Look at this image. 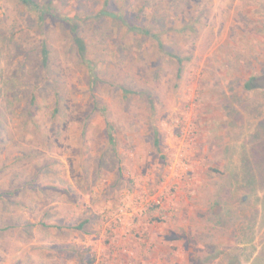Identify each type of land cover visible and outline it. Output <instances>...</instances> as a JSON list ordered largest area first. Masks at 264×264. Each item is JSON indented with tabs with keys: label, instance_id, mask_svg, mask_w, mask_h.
Returning a JSON list of instances; mask_svg holds the SVG:
<instances>
[{
	"label": "rangeland",
	"instance_id": "374dc122",
	"mask_svg": "<svg viewBox=\"0 0 264 264\" xmlns=\"http://www.w3.org/2000/svg\"><path fill=\"white\" fill-rule=\"evenodd\" d=\"M146 1L179 72L114 23L81 28L80 66L52 26L48 83L31 19L0 0V264H264V0Z\"/></svg>",
	"mask_w": 264,
	"mask_h": 264
},
{
	"label": "trees",
	"instance_id": "16d2710c",
	"mask_svg": "<svg viewBox=\"0 0 264 264\" xmlns=\"http://www.w3.org/2000/svg\"><path fill=\"white\" fill-rule=\"evenodd\" d=\"M20 10L27 13L33 24L34 35L40 40L36 45V59H38V71L42 77L45 75L44 82H51L49 77L50 70V43L48 40V33L54 31L52 26L57 27L64 36V41L67 46V52L73 56L76 62L81 66L87 61V42L82 36L84 27L94 25L102 26L104 24H115L118 27L123 26L125 28V35H134L140 40H147L152 42L159 55H162L175 61L178 66V72L180 71L182 64L188 58H182L180 54L174 53L165 46V40L163 37L168 35L169 31L158 28H153L151 23L142 24L143 10H147L148 2L146 0H13ZM172 1L167 0L166 5L172 4ZM92 3V5H89ZM141 4V5H140ZM92 7V8H89ZM114 7H116L114 9ZM131 12H130V11ZM30 21V20H29ZM156 22V21H154ZM186 25V24H185ZM188 27V26H186ZM81 29V30H80ZM22 34L17 32H11V54L20 51V41H22ZM30 57H35L31 55ZM29 55L25 56L27 60ZM30 59V58H29ZM94 65L86 64V68L89 70L94 69ZM16 73H11V105L18 101V94L14 91L13 86L19 84L22 77L26 78V71L22 69V66L16 64L14 67ZM19 72L21 78L18 77ZM37 73H34L36 75ZM43 79V78H42ZM10 83V82H9ZM24 87H27V79L22 81ZM28 88V87H27ZM244 88L246 90L251 89L249 82L245 83ZM40 85H32V88H28L25 93V98H28L27 109L28 120L34 121L33 116L36 107V101L38 100V93L40 91ZM63 96L61 91L57 88H52V100L50 102L53 105L51 116L55 114H61L64 112ZM109 144L115 145L113 132L108 130ZM0 196V200H1ZM83 224L75 226V230H80Z\"/></svg>",
	"mask_w": 264,
	"mask_h": 264
}]
</instances>
